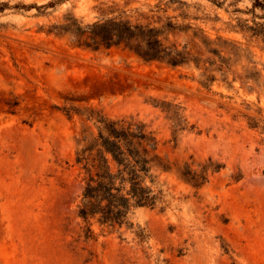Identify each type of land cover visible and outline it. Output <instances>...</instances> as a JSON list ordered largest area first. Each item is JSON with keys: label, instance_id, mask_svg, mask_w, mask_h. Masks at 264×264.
Wrapping results in <instances>:
<instances>
[{"label": "rangeland", "instance_id": "rangeland-1", "mask_svg": "<svg viewBox=\"0 0 264 264\" xmlns=\"http://www.w3.org/2000/svg\"><path fill=\"white\" fill-rule=\"evenodd\" d=\"M113 18L160 29L198 66L73 44L77 28ZM256 25L264 27V10L252 0H0V264H264ZM89 114L143 122L177 166L210 160L220 169L201 188L162 174L156 208L136 210L132 227L93 223L85 239L74 161L77 140L96 133Z\"/></svg>", "mask_w": 264, "mask_h": 264}, {"label": "trees", "instance_id": "trees-1", "mask_svg": "<svg viewBox=\"0 0 264 264\" xmlns=\"http://www.w3.org/2000/svg\"><path fill=\"white\" fill-rule=\"evenodd\" d=\"M252 2L253 8L264 10V0ZM166 28L174 30L175 26L167 24ZM249 31L264 36V27L260 25ZM161 33L160 29L131 25L118 18L72 32L73 44L77 47L98 51L122 46L144 63H159L171 68L190 63L198 66L197 60L185 48L165 45ZM213 80V77L205 79L206 82ZM202 84L206 86V83ZM172 113L176 133L183 127L178 114ZM86 121H94L96 133L77 140L74 161L81 175L76 216L84 225L85 239L94 235L93 223L107 228L132 227L130 220L136 210L156 208L164 197L160 184L162 174L174 172L181 181L201 188L208 182L209 172L220 169L210 160L199 170H193L187 163L182 166L171 163L159 154L154 133L134 118L108 119L89 114ZM136 236L141 241L145 238L142 231Z\"/></svg>", "mask_w": 264, "mask_h": 264}]
</instances>
